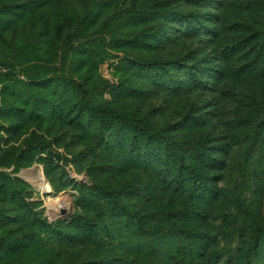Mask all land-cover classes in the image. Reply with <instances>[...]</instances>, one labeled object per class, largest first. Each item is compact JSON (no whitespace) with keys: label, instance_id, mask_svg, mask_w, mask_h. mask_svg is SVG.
I'll return each instance as SVG.
<instances>
[{"label":"rangeland","instance_id":"obj_1","mask_svg":"<svg viewBox=\"0 0 264 264\" xmlns=\"http://www.w3.org/2000/svg\"><path fill=\"white\" fill-rule=\"evenodd\" d=\"M36 1L0 0V264H264V0H170L197 29L157 0ZM96 106L208 157L147 152ZM94 186L127 243L85 237Z\"/></svg>","mask_w":264,"mask_h":264},{"label":"trees","instance_id":"obj_2","mask_svg":"<svg viewBox=\"0 0 264 264\" xmlns=\"http://www.w3.org/2000/svg\"><path fill=\"white\" fill-rule=\"evenodd\" d=\"M37 1L34 4L36 7L43 4L40 0ZM184 1H190V0H184ZM19 4L20 3L18 4L14 3L11 5L19 7L20 6ZM153 5H155L156 11H160L164 13L170 12L171 14L174 15V19H178V21H184L186 29H191V28L195 29L196 27H200V26H194L195 24L192 20L189 19L188 21H186V19L184 20L183 17L186 15H183L180 11L178 12L174 11L171 8L172 6L170 0H162V1L157 0L156 2H154ZM201 27L208 29V26H205L204 24H201ZM95 113L101 117L113 118L114 120H118L124 123L132 136L131 141L134 144L137 139L136 134L138 132L143 134L147 139L146 148H145L147 152L150 153L154 152L157 154V152L159 151L158 142L164 141L165 147H167V149H173L174 147H179L193 151L200 158L208 157L204 142H196L189 140H174L165 133L164 128L162 129L147 128L146 126L140 124L132 117L124 115L123 113L115 109H111L107 107L101 108L96 106ZM190 118L195 119L193 116ZM116 128L117 126H115L112 131L117 134L118 132ZM187 173L189 175V178L192 180L193 186H195L197 190L198 189L201 191L209 190L203 179L198 175V173L194 169L190 167L187 168ZM78 206L81 208L79 216L82 218L81 220L82 229L87 239H90L91 241H95V243L99 244L102 242L103 239H105V237H108L106 238L107 240L116 242L117 244L123 245L125 242L127 243L126 236L123 234L122 228L120 227V223L122 222H125L126 224L129 223L130 221L129 218L125 217L122 220H114L113 218H110V213L115 214L118 217H122L121 214L123 215V213L127 211V207L121 204H116L115 202L113 204H110V190L108 188L94 186L91 187L90 189H86V192H84V194H82L81 198L79 199ZM90 208L96 212H104L105 214L100 219L94 220L93 216L89 215L88 211L90 210ZM246 230L252 233L251 235L252 243L249 248V251L253 255H256L259 243L263 236V230L260 227H256V228L247 227ZM140 238H141L140 235L134 238L136 244H141ZM98 264H107V261L99 260Z\"/></svg>","mask_w":264,"mask_h":264},{"label":"bare ground","instance_id":"obj_3","mask_svg":"<svg viewBox=\"0 0 264 264\" xmlns=\"http://www.w3.org/2000/svg\"><path fill=\"white\" fill-rule=\"evenodd\" d=\"M38 184L41 186L44 182V178L40 176V178L37 180Z\"/></svg>","mask_w":264,"mask_h":264}]
</instances>
